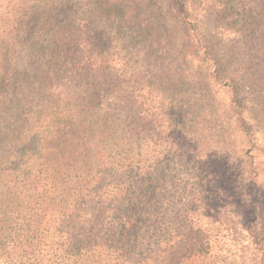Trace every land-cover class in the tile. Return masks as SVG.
<instances>
[{"label": "trees", "instance_id": "obj_1", "mask_svg": "<svg viewBox=\"0 0 264 264\" xmlns=\"http://www.w3.org/2000/svg\"><path fill=\"white\" fill-rule=\"evenodd\" d=\"M174 1L192 32L185 3ZM96 2L129 26L138 54L163 47L153 16ZM77 8L76 0H0V256L9 264H264L254 157L240 193L231 153L219 156L221 145L205 141L197 103L211 96L183 95L185 79L165 67L148 72L153 84L140 62L127 77L126 54L114 58L111 46L89 41ZM236 17L237 39L262 32L264 12ZM201 60L206 72L216 62ZM39 64L33 81L18 84L20 65ZM231 92L236 124L250 136Z\"/></svg>", "mask_w": 264, "mask_h": 264}, {"label": "rangeland", "instance_id": "obj_2", "mask_svg": "<svg viewBox=\"0 0 264 264\" xmlns=\"http://www.w3.org/2000/svg\"><path fill=\"white\" fill-rule=\"evenodd\" d=\"M182 1L186 5V13L191 16L194 32L186 29L188 22L185 21L178 6H175L174 0H119L120 7L124 3L125 6L130 5L129 10L134 6L136 12L141 10L148 16H153V21L156 20L154 22L158 27L156 33L166 40L162 43L163 47L157 42L150 50H145V53L141 54L136 52V46L129 39L131 36L129 26L122 25L117 15L103 12L100 9L102 6L96 0H76L78 8L74 16L79 28L90 34L88 40L93 44L102 48L111 46L112 51H110L114 54V58L119 56L124 59L126 54L124 61L129 60L127 77L133 72L132 63L135 66L140 62L144 80L148 84H153V77L148 72L150 70L158 72V68L165 67L166 70L170 69L172 74L185 79V81L181 80L183 95L189 94V97L192 95L198 98L203 89V93L211 96L213 101L208 103L209 105L205 100H199L197 103L202 112V122L207 128L205 141L211 146L221 145L219 156L231 153L228 168L231 172L239 170L236 175L239 177L236 185L240 193L249 189L248 184H245V174L249 169L247 162L249 154H253L254 167L258 171L257 182L264 204V55L262 53L264 26H261L262 32L256 34L257 38L251 41H241L232 33V30H238L243 24V21L237 23V14L260 17V13L264 12V2L262 4L261 0ZM34 5L31 3V12H34ZM117 37L126 45H120ZM261 45L262 49L259 47ZM185 46L189 47L188 51L183 50ZM152 52L154 57L148 63H153V68L146 70L142 64L144 62L147 64L148 56ZM24 54V51L19 52L16 60ZM143 57L146 61H143ZM212 57L216 62L206 72L201 59ZM38 68L41 71L42 66L33 65L25 69L20 65L22 76L18 79V84L25 87L26 83L33 81ZM193 74L197 80L192 79ZM219 76L227 82L220 81ZM131 78L132 76L128 78L130 83ZM137 78H133L135 82ZM206 79L207 83L202 85L203 88L196 87ZM231 87L240 101L241 115L249 126L250 136L254 137L256 142L252 148L250 136L244 134L236 124ZM219 137H222L220 141ZM224 137L229 138L224 139ZM0 264L9 263L5 257L0 256Z\"/></svg>", "mask_w": 264, "mask_h": 264}]
</instances>
